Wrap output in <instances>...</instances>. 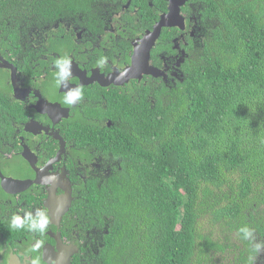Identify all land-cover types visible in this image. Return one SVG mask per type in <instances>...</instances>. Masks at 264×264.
<instances>
[{"label":"trees","instance_id":"16d2710c","mask_svg":"<svg viewBox=\"0 0 264 264\" xmlns=\"http://www.w3.org/2000/svg\"><path fill=\"white\" fill-rule=\"evenodd\" d=\"M32 1L47 18L88 15L96 0ZM190 1L203 30L185 46L183 77L157 79L143 122L131 110L139 122L119 140L122 170L92 195L97 219L111 217L107 264H264V0ZM167 7L157 0V21ZM175 30L164 31L157 64L174 52ZM13 108L0 88L1 137L14 130Z\"/></svg>","mask_w":264,"mask_h":264},{"label":"flooded vegetation","instance_id":"af4514ba","mask_svg":"<svg viewBox=\"0 0 264 264\" xmlns=\"http://www.w3.org/2000/svg\"><path fill=\"white\" fill-rule=\"evenodd\" d=\"M13 2L9 10L0 1V65L9 66H0V88L14 107V130L0 136V264H107L101 255L111 217L97 219L92 195L122 170L119 140L139 122L131 110L141 109L143 122L146 103L157 105V79L183 77L185 46L203 30L197 4L182 7L185 30H163L176 29V36L174 52L158 54L161 64L162 36L156 40L149 60L156 73L129 71L126 78L137 46L157 25V0H96L88 15L63 9L47 18L34 16L32 0ZM58 59L70 62L63 80ZM157 68L166 79L157 78ZM73 90L81 98L70 104ZM42 217L43 230L33 228Z\"/></svg>","mask_w":264,"mask_h":264},{"label":"water","instance_id":"95a60500","mask_svg":"<svg viewBox=\"0 0 264 264\" xmlns=\"http://www.w3.org/2000/svg\"><path fill=\"white\" fill-rule=\"evenodd\" d=\"M168 5V11L161 15L160 20L157 22V25L154 27V30L151 32H148L146 36L141 40L142 45L137 46L135 56L133 57V66L131 68H128L126 71V78H130L132 75H130L129 71H134L139 74L146 73V74H155L156 70L152 68L149 65L150 60V53L151 49L154 46L156 40L158 41L163 33V30L166 28H179L180 30H185L186 24H185V18L182 15V7L187 4L188 0H167ZM0 60H3L0 57ZM182 60L178 63L180 65ZM2 67H8L6 65H0ZM13 75H12V81L13 85L15 86V76H16V68H14ZM153 72V73H152ZM157 78H164L166 79V72L157 68ZM4 189L7 192H12V185L8 181L3 182ZM264 259V257H262Z\"/></svg>","mask_w":264,"mask_h":264},{"label":"clouds","instance_id":"9594fccd","mask_svg":"<svg viewBox=\"0 0 264 264\" xmlns=\"http://www.w3.org/2000/svg\"><path fill=\"white\" fill-rule=\"evenodd\" d=\"M70 62L66 59H58L55 61L56 67L59 68V73L58 76L61 78V80L66 79L68 76V68L67 65ZM61 80H58L57 83L59 84L61 82ZM81 98V93L78 90H73L71 92H69L66 95V102L67 103H75L77 100H79ZM47 224V218L46 217H42L41 220L39 221V223H33L32 227L36 228V227H40L41 230H43V228L46 226ZM240 232H242L244 234V238L248 239V237L251 236V232L249 231V229L247 228H241ZM261 247V245H257V249H259Z\"/></svg>","mask_w":264,"mask_h":264},{"label":"rangeland","instance_id":"374dc122","mask_svg":"<svg viewBox=\"0 0 264 264\" xmlns=\"http://www.w3.org/2000/svg\"><path fill=\"white\" fill-rule=\"evenodd\" d=\"M201 227H203V229H202L203 231H208L210 229V226L208 224V221H206V220L205 221H202Z\"/></svg>","mask_w":264,"mask_h":264}]
</instances>
